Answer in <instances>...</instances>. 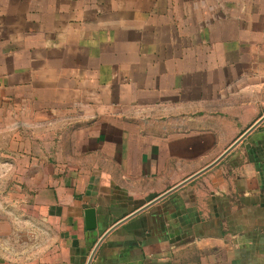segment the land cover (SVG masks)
Returning <instances> with one entry per match:
<instances>
[{
    "label": "crops",
    "instance_id": "0c3cea01",
    "mask_svg": "<svg viewBox=\"0 0 264 264\" xmlns=\"http://www.w3.org/2000/svg\"><path fill=\"white\" fill-rule=\"evenodd\" d=\"M263 118L264 0H0V264H264Z\"/></svg>",
    "mask_w": 264,
    "mask_h": 264
},
{
    "label": "water",
    "instance_id": "95a60500",
    "mask_svg": "<svg viewBox=\"0 0 264 264\" xmlns=\"http://www.w3.org/2000/svg\"><path fill=\"white\" fill-rule=\"evenodd\" d=\"M264 120V118L262 120H260L257 124H255L252 128H250V130L248 132H246V134H244V136H242V138H240L231 148H229V150L223 155L221 156L212 166H210L208 169L212 168L213 166H215L219 161H221L233 148H235L250 132H252L262 121ZM200 172L199 174H197L196 176H194L193 178H191L189 181L193 180L194 178L200 176L202 173H204L205 171ZM152 204H150L149 206H151ZM149 206H145L144 208H142L141 210L133 213L131 216L127 217L126 219L123 220L127 221L129 219H131L132 217H134L135 215L141 213L142 211H144L145 209H147ZM85 219H86V225H87V229L88 230H96L97 229V215H96V210L94 208H90L87 209L85 211ZM121 222V223H123ZM121 223L117 224L116 226H114L112 229H110L102 238L101 240L97 243V245L95 246L93 253L90 257V260L88 262V264H91V261L97 251V249L99 248V246L101 245V243L104 241V239L117 227L119 226Z\"/></svg>",
    "mask_w": 264,
    "mask_h": 264
},
{
    "label": "rangeland",
    "instance_id": "374dc122",
    "mask_svg": "<svg viewBox=\"0 0 264 264\" xmlns=\"http://www.w3.org/2000/svg\"><path fill=\"white\" fill-rule=\"evenodd\" d=\"M0 178H1V176H0ZM0 209L2 210V207H0ZM2 215H3V214H0V218L2 217Z\"/></svg>",
    "mask_w": 264,
    "mask_h": 264
}]
</instances>
